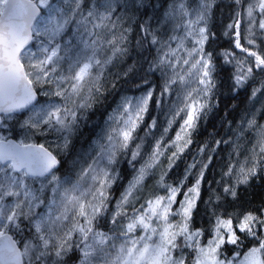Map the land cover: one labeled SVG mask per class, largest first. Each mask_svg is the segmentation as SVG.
<instances>
[{"label": "snow or ice", "instance_id": "6c2138e0", "mask_svg": "<svg viewBox=\"0 0 264 264\" xmlns=\"http://www.w3.org/2000/svg\"><path fill=\"white\" fill-rule=\"evenodd\" d=\"M0 264H264V0H0Z\"/></svg>", "mask_w": 264, "mask_h": 264}, {"label": "trees", "instance_id": "16d2710c", "mask_svg": "<svg viewBox=\"0 0 264 264\" xmlns=\"http://www.w3.org/2000/svg\"><path fill=\"white\" fill-rule=\"evenodd\" d=\"M213 123H216V121H210L207 129L206 130H204V129L201 130V135L198 136L196 138V142H194V144L190 146L191 151H189V152L186 153V156H185V159L184 160L177 161L178 167H174L173 172L171 173V175L175 176L177 174H182L183 169L185 167V161L191 162L192 156L196 152V143L197 142L203 143L205 141V139L207 138V133L213 131V127H212ZM217 127H218V125H217ZM219 131L221 132V134H223V132L225 130L224 129H219ZM85 132L86 133L88 132V129L87 128L85 129ZM221 155L226 158V153H221Z\"/></svg>", "mask_w": 264, "mask_h": 264}, {"label": "flooded vegetation", "instance_id": "af4514ba", "mask_svg": "<svg viewBox=\"0 0 264 264\" xmlns=\"http://www.w3.org/2000/svg\"><path fill=\"white\" fill-rule=\"evenodd\" d=\"M101 111H102V109H101ZM96 118V116L95 115H93V119H95Z\"/></svg>", "mask_w": 264, "mask_h": 264}]
</instances>
